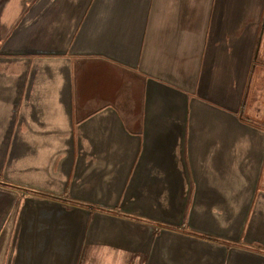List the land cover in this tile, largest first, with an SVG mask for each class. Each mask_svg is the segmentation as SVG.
<instances>
[{
    "label": "crops",
    "instance_id": "1",
    "mask_svg": "<svg viewBox=\"0 0 264 264\" xmlns=\"http://www.w3.org/2000/svg\"><path fill=\"white\" fill-rule=\"evenodd\" d=\"M29 192L87 230L43 201L13 264H264V0H0V218Z\"/></svg>",
    "mask_w": 264,
    "mask_h": 264
},
{
    "label": "rangeland",
    "instance_id": "2",
    "mask_svg": "<svg viewBox=\"0 0 264 264\" xmlns=\"http://www.w3.org/2000/svg\"><path fill=\"white\" fill-rule=\"evenodd\" d=\"M39 196L35 195V194H31V192L27 193V200H22L20 199V197L18 196L17 200L13 201L12 204H9L11 202L8 203V208L7 209V215L5 217H1L0 220L3 221V223L7 222V224H11L14 226L17 225H22L17 227V232H8V234L4 233L6 236V248H7V253L5 254L2 263L3 264H13L15 261V257L14 255L19 252L21 254H23L25 247L29 245V240L28 237H31L32 242H33V248H32V253L33 255H37L39 252V249L36 248L35 241L40 240V238L42 236H45L44 233L39 232L38 227L41 224H45L48 223V233H52L53 231V226H54V221L58 220V218L56 216H54L53 214L51 216H49V219H46V215L45 211H47L48 207L46 204L42 203L43 201H48L50 203H54L53 205L57 206L60 208V213L62 215V217H60V220L65 219L69 225H79L80 226V231L83 230H87V211L82 210L81 208L78 207V204L76 201H72L69 199H64L62 198V200L60 199H54L55 197H59V196H55L52 197V195L50 196L49 200L43 199L40 195L42 194H38ZM44 196V195H43ZM49 196V195H48ZM24 197V196H23ZM63 197H66V195H64ZM52 200V201H50ZM37 204V205H35ZM13 205V206H12ZM26 209H30L32 211H34L32 218H33V227L31 228H25L24 222L25 220H28V217L25 218L24 216V211H26ZM42 212L44 213L41 221L36 222V218L37 216H35L36 212ZM27 224V223H26ZM66 226V225H65ZM21 230V231H20ZM28 230V231H26ZM16 234V235H15ZM3 235V234H2ZM24 236H27V240H25ZM85 242L82 241V243H80V245L77 246V253L75 256V263L74 264H90V258L87 255V251L89 250V247L87 244H84ZM85 249V251H83ZM88 249V250H87ZM51 250V249H50ZM82 250V251H81ZM41 252V251H40ZM79 252H82V254L80 255ZM40 254V253H39ZM15 255V256H16ZM19 255V254H18ZM80 255V262H78V258ZM25 256V254H23V257ZM51 257L53 258V253L52 252H47L46 254H44L41 258L40 261H44L45 258H47L48 263L51 264ZM34 261H37L38 264H40L41 262L39 261V259H36ZM18 264V263H17ZM20 264V263H19Z\"/></svg>",
    "mask_w": 264,
    "mask_h": 264
}]
</instances>
